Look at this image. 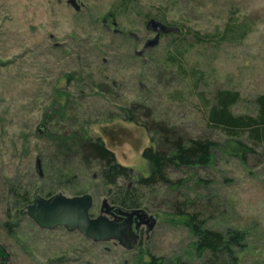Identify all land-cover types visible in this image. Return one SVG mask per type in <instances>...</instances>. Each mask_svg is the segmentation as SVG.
Wrapping results in <instances>:
<instances>
[{
  "label": "rangeland",
  "instance_id": "374dc122",
  "mask_svg": "<svg viewBox=\"0 0 264 264\" xmlns=\"http://www.w3.org/2000/svg\"><path fill=\"white\" fill-rule=\"evenodd\" d=\"M75 2L78 10L68 0H0V245L7 264H201L176 206L199 214L209 229L241 232L237 264H264V144L208 123L217 91L239 93L233 115H258L264 0ZM151 18L182 35L161 34L138 55L155 36L146 29ZM150 121L215 147L208 165L171 167L169 185L143 191L140 208L155 222L148 233L141 227L134 249L64 227L41 229L25 214L35 196L88 193L92 217L110 204L113 187L98 163H81L74 142L59 148L55 134L100 139L132 170L133 182L149 173L142 151L151 137L159 144L146 130Z\"/></svg>",
  "mask_w": 264,
  "mask_h": 264
},
{
  "label": "trees",
  "instance_id": "16d2710c",
  "mask_svg": "<svg viewBox=\"0 0 264 264\" xmlns=\"http://www.w3.org/2000/svg\"><path fill=\"white\" fill-rule=\"evenodd\" d=\"M230 25V24H228ZM226 26V28L228 27ZM225 28V29H226ZM182 35L181 30L176 34ZM199 37L198 33H195ZM238 92L217 91L215 102L208 114V123L211 127L224 131L226 135L235 138L241 132H247L248 138L254 143L264 144V95L255 98L258 115L235 116L230 108L239 99ZM149 133L158 137L159 144H155V137H151V145L142 151V157L147 161L149 173L131 182L132 170L115 161L113 153L105 147L100 139H92L78 133L55 134L48 137L58 141L59 148L69 147V142H74L75 152L83 164L98 163L100 177L106 185L113 187L110 191V204L122 209L130 210L140 208L144 199L143 191L157 185H169L171 180L167 170L171 167L206 166L211 161V153L215 142L210 139L185 140L174 129L162 123L150 121L146 126ZM237 146L244 145L237 142ZM118 180L125 184L117 186ZM24 198H21L23 200ZM176 215L184 217L192 234L195 237L194 250L201 258V264H237L236 250L243 246L244 236L241 232L222 233L204 226L203 220L197 213L189 214L181 207L176 206ZM0 245V261L5 252ZM184 264V263H173Z\"/></svg>",
  "mask_w": 264,
  "mask_h": 264
},
{
  "label": "water",
  "instance_id": "95a60500",
  "mask_svg": "<svg viewBox=\"0 0 264 264\" xmlns=\"http://www.w3.org/2000/svg\"><path fill=\"white\" fill-rule=\"evenodd\" d=\"M68 2L75 10L79 9L75 0ZM146 29L154 32L155 36L146 41L138 55L145 49L154 47L161 34H176L179 31V28L167 26L153 18L146 22ZM39 163L37 158L35 168L38 175L42 176ZM92 206V196L88 193L72 197L62 194L49 198L35 196L25 207V214L41 229L64 227L67 231L81 233L92 242L113 241L126 250L137 246L139 230L143 225L148 233L155 222V217L141 208L126 210L109 204L107 200L102 203L100 214L92 217L89 213Z\"/></svg>",
  "mask_w": 264,
  "mask_h": 264
},
{
  "label": "flooded vegetation",
  "instance_id": "af4514ba",
  "mask_svg": "<svg viewBox=\"0 0 264 264\" xmlns=\"http://www.w3.org/2000/svg\"><path fill=\"white\" fill-rule=\"evenodd\" d=\"M140 231H141V228H140V230H139V236H140ZM5 252V251H4ZM6 252H5V255H4V257H3V259H5L4 261H0V264H5V261H7V257H6Z\"/></svg>",
  "mask_w": 264,
  "mask_h": 264
}]
</instances>
